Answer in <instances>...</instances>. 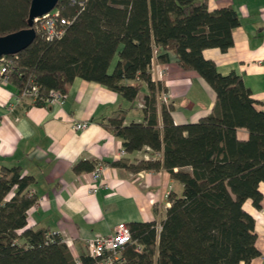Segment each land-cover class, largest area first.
Masks as SVG:
<instances>
[{
	"label": "trees",
	"instance_id": "1",
	"mask_svg": "<svg viewBox=\"0 0 264 264\" xmlns=\"http://www.w3.org/2000/svg\"><path fill=\"white\" fill-rule=\"evenodd\" d=\"M30 1L0 0V35L27 27ZM57 7L75 18L60 39L36 35L16 54L12 81L17 95L28 76L43 97L52 89L66 92L79 77L133 103L145 83L143 121L125 124L126 110L120 109L100 124L121 139L127 152L146 147L161 157L108 163L136 172L163 169L182 184L180 194H169L159 230L155 222L127 223L130 241L116 264H247L257 257L254 218L244 203L261 206L264 111L256 108L240 75L220 74L203 56L204 49L226 52L233 45L236 12L209 10L206 0H59ZM170 53L215 93L212 111L196 122L176 124L170 106H161L159 116L157 95L165 88L151 79V65L168 62ZM239 129L247 131L246 139L237 136ZM95 163L81 159L73 170L88 172ZM32 182L20 166L0 165V264H99L101 259L87 251L75 258L61 235L28 225L27 211L38 199L30 193Z\"/></svg>",
	"mask_w": 264,
	"mask_h": 264
},
{
	"label": "crops",
	"instance_id": "2",
	"mask_svg": "<svg viewBox=\"0 0 264 264\" xmlns=\"http://www.w3.org/2000/svg\"><path fill=\"white\" fill-rule=\"evenodd\" d=\"M206 1L209 10L232 8L239 25L232 30L233 45L226 52L207 48L203 56L215 62L220 74L240 75L256 100V108L264 111V0ZM117 59L116 54L109 73ZM151 79L161 82L170 94L168 103L176 124L196 122L212 111L213 89L197 71L184 70L173 53L168 62H152ZM18 91L14 81L0 85V165L20 166L23 174L33 177L30 193L38 199L27 211L28 225L68 238L75 258L86 251L88 238L109 235L120 222H155L159 230L170 206L165 194H180L182 184L163 169L136 172L111 166L109 161L128 159L136 163L160 158L161 154L146 147L127 152L121 139L100 124L120 109L126 110L125 124L143 121V97L148 94L145 83L133 103L100 83L79 77L67 85V97L61 106L38 105L28 98L17 100ZM159 96L160 116L164 105ZM79 121H87V127L74 129L73 124ZM237 136L246 139L248 133L239 129ZM81 159L107 163L105 186L91 178V171L74 172L75 163ZM93 183L98 188L92 193L88 186ZM259 189L260 208L249 200L244 203L254 218L255 246L260 253L247 264H264V183ZM148 191L154 192L153 200L147 196Z\"/></svg>",
	"mask_w": 264,
	"mask_h": 264
},
{
	"label": "built area",
	"instance_id": "3",
	"mask_svg": "<svg viewBox=\"0 0 264 264\" xmlns=\"http://www.w3.org/2000/svg\"><path fill=\"white\" fill-rule=\"evenodd\" d=\"M72 4L77 3V0H70ZM82 2H79V5H82ZM262 17L264 19V9L261 11ZM68 18L62 15L61 8L56 7L51 11L36 17L34 19L33 28L35 29L36 35H40L46 41H53L60 39L65 31L66 26L70 24L73 19ZM18 56L16 54L6 55L0 59V84L7 85L11 76L18 70L17 63ZM159 70L160 66L157 65ZM152 69V65H151ZM67 97L66 92L52 89L49 91L47 97L40 95V86L34 80V78L28 76L24 81L22 87L20 88V95L16 98L17 100L28 98L31 99L34 104L38 102H43V104H55L63 105ZM169 97L170 94L167 91L162 90L160 92L159 100L160 102L168 107L169 106ZM88 125L87 121H79L73 124V128L76 130H82ZM124 151L122 150V153ZM107 163L102 161H97L94 168L91 170V178L96 181L99 180L102 186H105L104 182V171L107 167ZM96 184H91L88 186L89 192H96ZM147 196L153 200L155 194L152 191L147 192ZM166 199H168L169 194H165ZM169 200V199H168ZM52 234H58L53 232ZM60 235V234H59ZM64 242L69 248H71V242L68 238L62 236ZM130 241V230L126 222H120L115 227L111 234L109 235H96L88 238L85 241L86 251L93 258H100L99 264H116L120 261L119 254L126 243Z\"/></svg>",
	"mask_w": 264,
	"mask_h": 264
},
{
	"label": "water",
	"instance_id": "4",
	"mask_svg": "<svg viewBox=\"0 0 264 264\" xmlns=\"http://www.w3.org/2000/svg\"><path fill=\"white\" fill-rule=\"evenodd\" d=\"M59 0H31L28 8L27 27L0 35V59L3 55L21 52L36 38L34 19L56 7Z\"/></svg>",
	"mask_w": 264,
	"mask_h": 264
},
{
	"label": "bare ground",
	"instance_id": "5",
	"mask_svg": "<svg viewBox=\"0 0 264 264\" xmlns=\"http://www.w3.org/2000/svg\"><path fill=\"white\" fill-rule=\"evenodd\" d=\"M3 56H6V55H3ZM3 56H2V57H3ZM2 57H1V58H2ZM12 76H13V75H12ZM12 76H11V78H10L8 84H9L10 82H12ZM0 85H1V84H0ZM66 245H67V244H66ZM68 248H69V247H68ZM69 249H70V248H69Z\"/></svg>",
	"mask_w": 264,
	"mask_h": 264
}]
</instances>
